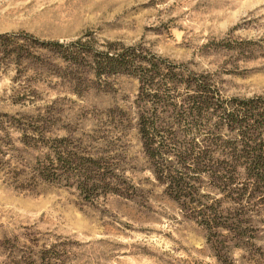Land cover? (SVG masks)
Here are the masks:
<instances>
[{
	"label": "rangeland",
	"instance_id": "1",
	"mask_svg": "<svg viewBox=\"0 0 264 264\" xmlns=\"http://www.w3.org/2000/svg\"><path fill=\"white\" fill-rule=\"evenodd\" d=\"M14 32L140 42L211 72L226 96H264V0H0V33ZM17 68L0 62V264L42 247L58 264H264V209L251 213L249 236L237 240L182 209L155 178L134 126L135 76L105 83L90 73L95 81L81 95L47 76L34 81L33 98L25 85L37 74ZM61 135L81 153L108 155L117 191L85 195L64 180L34 177L46 142ZM198 176L202 202L231 204Z\"/></svg>",
	"mask_w": 264,
	"mask_h": 264
},
{
	"label": "trees",
	"instance_id": "2",
	"mask_svg": "<svg viewBox=\"0 0 264 264\" xmlns=\"http://www.w3.org/2000/svg\"><path fill=\"white\" fill-rule=\"evenodd\" d=\"M93 38L91 32L68 40L0 33V62L37 74L25 85L33 98L39 95L34 81L47 76L56 77L58 89L78 95L93 85L90 73L105 83L120 73L135 76L134 126L155 178L209 229L225 228L237 240L249 236L255 221L251 213L264 209V96H226L209 71L192 70L140 42L97 44ZM71 142L68 135L49 138L33 176L75 184L85 195L117 191V164L93 148L81 153ZM198 174H206L231 204L202 202ZM13 263L58 264L45 247Z\"/></svg>",
	"mask_w": 264,
	"mask_h": 264
}]
</instances>
